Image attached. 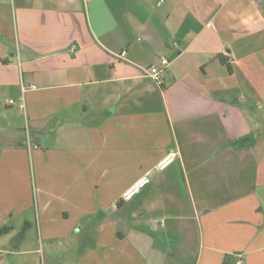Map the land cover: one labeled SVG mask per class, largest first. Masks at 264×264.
<instances>
[{
  "label": "crops",
  "instance_id": "obj_1",
  "mask_svg": "<svg viewBox=\"0 0 264 264\" xmlns=\"http://www.w3.org/2000/svg\"><path fill=\"white\" fill-rule=\"evenodd\" d=\"M2 226L31 264L33 227L42 264H264V0H0Z\"/></svg>",
  "mask_w": 264,
  "mask_h": 264
},
{
  "label": "built area",
  "instance_id": "obj_2",
  "mask_svg": "<svg viewBox=\"0 0 264 264\" xmlns=\"http://www.w3.org/2000/svg\"><path fill=\"white\" fill-rule=\"evenodd\" d=\"M126 54V51L123 50L121 52V56H124ZM169 64V61L165 57H161L159 59V62L156 64H153L143 70V73L151 78L157 85L161 84V81L163 80V76L165 74L166 68ZM31 88H35V85H31ZM24 87L22 86V91H24ZM12 102V100H10ZM175 160V153L169 152L165 154L156 164L155 167L158 170H162L166 168L169 164H171ZM150 182V178L145 173L138 177L132 184H130L121 194V198L123 200H129L133 196H135L137 193L140 192L142 188H144L148 183ZM238 264H242V261H238Z\"/></svg>",
  "mask_w": 264,
  "mask_h": 264
},
{
  "label": "rangeland",
  "instance_id": "obj_3",
  "mask_svg": "<svg viewBox=\"0 0 264 264\" xmlns=\"http://www.w3.org/2000/svg\"><path fill=\"white\" fill-rule=\"evenodd\" d=\"M34 223H35V218L33 217V221H32L33 226H34ZM34 227L31 230L26 231V236L29 239V242H28L29 245L26 247L27 248H33V247L39 248L40 247L42 249L41 254L38 253V254L33 255L34 258L36 257L34 264H42V262L40 261L41 256L46 255V253H48V250H51V247L48 249L44 241L41 242L40 235L38 234L37 230ZM4 239H5L4 237L0 238V248H4L2 246ZM39 243H41L42 245H40ZM21 257H24V256L22 255L13 256L11 254L0 253V258H1L0 264H31L29 262L22 261Z\"/></svg>",
  "mask_w": 264,
  "mask_h": 264
},
{
  "label": "trees",
  "instance_id": "obj_4",
  "mask_svg": "<svg viewBox=\"0 0 264 264\" xmlns=\"http://www.w3.org/2000/svg\"><path fill=\"white\" fill-rule=\"evenodd\" d=\"M123 63H121L120 61H117L115 63L111 64V68H113L115 70V72L118 73V67L121 66ZM9 230V227L7 226H2L0 227V237L4 234H6Z\"/></svg>",
  "mask_w": 264,
  "mask_h": 264
}]
</instances>
